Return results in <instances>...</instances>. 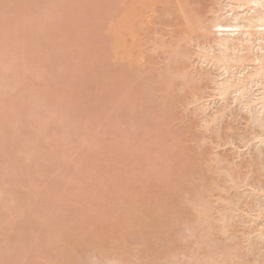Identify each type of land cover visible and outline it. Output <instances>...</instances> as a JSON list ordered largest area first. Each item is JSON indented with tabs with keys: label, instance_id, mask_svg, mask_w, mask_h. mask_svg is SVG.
<instances>
[{
	"label": "rangeland",
	"instance_id": "rangeland-1",
	"mask_svg": "<svg viewBox=\"0 0 264 264\" xmlns=\"http://www.w3.org/2000/svg\"><path fill=\"white\" fill-rule=\"evenodd\" d=\"M216 1L0 0V264H264L259 129L192 104Z\"/></svg>",
	"mask_w": 264,
	"mask_h": 264
},
{
	"label": "bare ground",
	"instance_id": "bare-ground-1",
	"mask_svg": "<svg viewBox=\"0 0 264 264\" xmlns=\"http://www.w3.org/2000/svg\"><path fill=\"white\" fill-rule=\"evenodd\" d=\"M215 5H216V8L211 9L212 16H211V21H210V24L212 26L213 31L216 32L215 37L211 40H206L203 43H197V46H196L197 51L194 52L196 54V55H194L196 58L195 61L197 60L196 67H194L195 68L194 71H196L198 69H199V71H205L206 68H209L210 69L209 71L212 70L210 72L211 74H209V73L207 74V75L211 76L209 80H210V84H211L210 90H212V95L211 94L208 95L209 94L208 93L207 95L210 97L205 96L204 98L203 97L196 98L195 101H193L194 103L192 102V104H193V106L195 104L194 107H195V109H197L200 112V114H204V121L202 120V123L203 124L205 123L204 125H207V126L209 125L208 122H212L211 124H214V122L220 121L221 119L224 118L225 115H227L226 113H228V114H229V112L232 113L233 107L235 108L236 106L237 107L239 106L238 113H243L246 115V117L243 118V120L245 121L244 123L246 125L248 124V126H252L254 128V130L259 129L258 130L259 132L258 131L254 132L253 136L249 135L252 137V139H250L251 138L250 137L248 140H245L246 142L244 141L246 136L244 138H242L239 135L240 138H239V142H238L239 145L238 146L245 148V145H246L245 143L248 144V147L252 146L253 144H255V146H259V145L262 146V145H264V0H218V1H216ZM212 72L213 73L215 72L214 75ZM201 77H202V75H201ZM201 77H197L195 79V81L196 82L203 81L202 80L203 78H201ZM0 86L3 87V85L1 83H0ZM2 90L5 91L6 87H5V89L0 88L1 92H2ZM35 104H37V103H35ZM37 105L38 106L34 105V107L35 108L37 107V109H40L38 107L42 106V105L39 106L40 104H37ZM216 105H218V106H216ZM35 108H33V109H35ZM33 109L31 108V110H33ZM37 109H35V110H37ZM62 109H64V108H62ZM208 111L209 112L211 111V113H213V116H211L212 114L209 115ZM59 112H61V110ZM62 112H63V110H62ZM206 112H208L209 116L206 115ZM39 117H42V116H39ZM239 118H241V117H239ZM41 119H43V118H41ZM43 121L44 120H42V122ZM245 124H244V126H245ZM64 129H65V127H64ZM245 130H247V128ZM245 130H243V131H245ZM61 132H62V130H61ZM251 132H252V129H251ZM249 133H250V129H249ZM241 138H242L243 142H245L244 143L245 145L240 144V143H242ZM232 141H233V139H232ZM247 141L250 143H248ZM251 141L253 142L252 145H251ZM235 147H236V145H235ZM235 147H234V150H235ZM238 150H239V148H238ZM245 150L246 149H244V151ZM246 151L248 152L249 149H247ZM254 151L255 150H253L252 152L254 153ZM260 151H261V153H260ZM262 151L263 150H259L258 154L260 156L262 155V158H264V153H263L264 151L263 152ZM238 152H240V150ZM247 152H245V153H247ZM242 153L244 156V152H242ZM240 154L241 153H239V155ZM248 155H249V153H247V156ZM250 156H251V154L249 155V157ZM253 156L256 157L257 155H253ZM253 160H254V157H253ZM241 161H242V159H241ZM263 169H264V166H263ZM228 173H230V172H228ZM228 173H227V176L229 177V180H231L232 178L230 179V177H232V176H230L231 174L229 175ZM246 183L248 184V182H246ZM256 183H258V182H256ZM247 184H245V185H247ZM251 184H253V182ZM247 186H245V187H247ZM254 186L253 187L251 186L252 189L250 188L251 190H253L252 192H254V195L251 196L252 198H250V196H249L251 194V191L250 192L246 191L247 192L246 194L249 193L248 196L251 199L249 201H251V202L257 201V203L255 202L256 204H254L252 202L254 204V205H252L251 203L248 202V200H246V198H244L248 203L247 204L244 203L245 205L243 204V206L246 208L245 211H247L248 214H251V213L253 214V212H254V214L257 213L255 215L251 214L253 218L247 214V216L250 219H252L250 221L252 223V224L250 223L252 226L257 224L258 223L257 221L261 220L262 217L264 218V203L261 202V203H263V204H261L259 201L262 198L264 199V187L262 185H259L260 187H258L256 185L258 188L256 190L255 189L256 187H254ZM248 187L245 189L249 190ZM1 193H2V190L0 191V194ZM238 193H240V192L238 191ZM241 193H244V192H241ZM2 194H4V193H2ZM242 196L243 195H241V197ZM222 199L223 198H221V199L218 198L220 203L223 201ZM253 199H256V200H253ZM238 202H239V199H238ZM223 204H224V201H223ZM226 204L230 205L232 203H230V204L226 203ZM248 204H250V205H248ZM206 205L208 206V204H206ZM206 205L204 207H202V205L200 206V212L201 213L200 212L199 213H200V217L202 216L203 221L205 220V218H207V216L209 214L208 213L209 208ZM240 205H242V203ZM234 206H235V204H234ZM205 207H206V210L204 209ZM231 207L233 209V206H231ZM244 207H242V211H243ZM232 209L230 208V211ZM235 209H236L235 212L239 210V208H237V207ZM198 211H199V209H198ZM233 212H232V215H233ZM241 212H240V214H239V212H236V213L239 214L240 217H241V214H242V216H243V214L246 216L245 212L244 213L243 212L241 213ZM204 213H206V215H207L206 217H205ZM202 214H204L205 218H203ZM239 215L238 216L234 215V216L238 218ZM220 216H222V215H220ZM230 217H233V216L230 215ZM243 217H241L240 219H242ZM237 218H235V219L237 220ZM235 221H233L234 225L236 224ZM261 221H259V222L261 223ZM233 222H232V224H233ZM245 223H247V222H245ZM261 224L262 225H260V227H258L257 230H255L256 228H254V226L250 229L251 232H252L253 228H254L255 232H258L260 230L259 234L257 233L258 236H256V237H258L257 240H259V238L263 237L262 234H264V233H262L263 230L261 231V229L263 228L264 219H263ZM225 226H224L223 234H225V232H226L225 230L227 227H225ZM246 226H247V224H246ZM258 226H259V223H258ZM244 227H245V225H244ZM255 227H257V225ZM246 228H248V227H246ZM246 228H244V229L247 230ZM248 232L250 233V231H248ZM255 232H252V234L254 233L256 235ZM240 233H242V231ZM247 234H246V236H248ZM254 234L251 237H253ZM256 237L252 238V239H256ZM249 239H250V237H249ZM252 239H250V240H252ZM262 239H264V237L261 238L260 241H262ZM257 240H252L251 243L249 241H247V244L250 243V245L248 244L249 246L247 245L249 247V249L250 248L252 249V246L254 245L255 242H257ZM256 244L258 245V243H256ZM259 245H261V244H259ZM263 245H264V243H263ZM248 247H247V249H248ZM253 247L255 248V245ZM9 251H10V249H8V252ZM16 252L17 251H15V253ZM15 253H14V255H15ZM17 254L18 253H16V255Z\"/></svg>",
	"mask_w": 264,
	"mask_h": 264
}]
</instances>
